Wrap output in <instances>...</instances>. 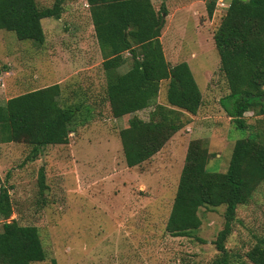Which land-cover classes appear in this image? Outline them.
<instances>
[{
    "label": "rangeland",
    "instance_id": "rangeland-1",
    "mask_svg": "<svg viewBox=\"0 0 264 264\" xmlns=\"http://www.w3.org/2000/svg\"><path fill=\"white\" fill-rule=\"evenodd\" d=\"M38 2L48 7L54 0ZM153 2L158 10L163 5L168 11L161 36L167 61L189 64L204 102L197 119L177 133V141L167 144L143 168L127 166L120 139L127 122L111 116L102 79L94 81L86 75V68L98 60L80 56L83 50L90 56L96 46L85 0H66L69 12L62 21H42L46 33L42 46L0 30V62L6 67L0 78V104L66 79L62 86L68 85L69 94L65 96L76 94L73 98H85L82 102L93 106L90 114L83 108L69 144L48 146L35 160L29 145L0 144V175L9 189L11 219L37 227L46 253L44 261L34 264H210L216 257L214 241L224 227V206L202 208V226L192 237H173L166 225L189 142L204 140L214 155L208 170L226 172L235 141L252 133L249 125L237 129L221 104L229 90L220 72L214 30L224 11L217 6L209 18L205 0ZM81 33L88 48H82ZM13 84L21 91H12ZM162 87L159 103L164 101V82ZM152 111L139 116L147 120ZM246 115L251 125L257 124L259 118ZM237 217L227 247L243 253L264 232V183L248 206L238 208Z\"/></svg>",
    "mask_w": 264,
    "mask_h": 264
},
{
    "label": "trees",
    "instance_id": "trees-1",
    "mask_svg": "<svg viewBox=\"0 0 264 264\" xmlns=\"http://www.w3.org/2000/svg\"><path fill=\"white\" fill-rule=\"evenodd\" d=\"M85 1L104 59L103 91L109 112L115 119L134 114L120 131L125 162L129 168H143L198 115L203 94L187 62L173 65L166 59L161 36L168 11L163 5L158 10L152 0ZM205 1L212 18L218 0ZM65 2L54 0L43 7L38 0H0V30L42 46L46 42L42 21L61 19ZM223 11L214 30L220 72L229 90L221 104L236 128L246 130L247 113L264 120V0H231ZM126 53L131 68L120 73ZM5 70L0 62V78ZM163 82L164 101L159 103ZM61 88L54 84L23 92L0 104V144L29 145L34 160L48 146L69 144L83 108L90 114L93 106L73 98L76 94L64 96ZM152 107L147 120L137 115ZM259 119L254 134L235 141L226 172L208 170L214 155L204 140L188 144L166 231L173 237H192L202 226V208L224 206L225 223L214 241L217 254L210 264H264V232L243 253L227 247L238 208L248 206L264 183V131L259 130ZM44 175L39 178L42 190ZM12 216L9 189L0 175V264L44 261L39 229L23 226Z\"/></svg>",
    "mask_w": 264,
    "mask_h": 264
},
{
    "label": "crops",
    "instance_id": "crops-1",
    "mask_svg": "<svg viewBox=\"0 0 264 264\" xmlns=\"http://www.w3.org/2000/svg\"><path fill=\"white\" fill-rule=\"evenodd\" d=\"M152 2H153V0H152ZM154 3V2H153ZM88 6V5H87ZM66 12H69V10H67V8H65V14H66ZM90 14V13H89ZM64 15V14H63ZM91 18V17H90ZM62 17H61V19H58L59 21H62ZM64 23V22H63ZM89 31L90 32H92L93 34H94V26H93V24L91 25V27H89ZM82 35H81V37H80V41H82V48H88V44H87V41L84 39V35H83V33H81ZM94 39H95V41H96V46L94 45V48H93V50H94V52L89 56V54L86 52V50H83L81 53H80V56H82V57H84L85 59H87V60H94V59H96V60H98V62H97V64H96V62L94 63V64H92V66H88L87 68H86V71L89 73V74H86L87 75V77L88 78H91V79H93L94 81H95V79H102V81L103 82H101V83H105L106 82V77H105V73H104V70H103V66H102V64H103V61H104V59H103V56H102V53H101V50H100V48H99V45H98V42H97V39L95 38V35H94ZM125 57H126V62L123 64V66H121V68L119 69V72L120 73H126V72H128L129 70H130V68H131V63H128V62H130L129 61V58H130V54L129 53H126L125 54ZM66 80V79H65ZM65 80H61L60 82H58L57 84H59V85H61L62 86V84H63V82H65ZM66 84V83H65ZM14 86H12L11 87V90L12 91H15V92H18V91H21L20 90V86H17V85H15V84H13ZM52 86V85H51ZM67 86L68 85H64V86H62V88H61V90H62V92H63V94H64V96H65V93L67 92L68 93V89H67ZM48 87V86H47ZM43 88H46V87H43ZM43 88H39V89H43ZM36 90H38V89H36ZM0 92H1V89H0ZM9 100V98H7L6 99V101H5V103L7 102ZM153 108V107H152ZM143 112V111H142ZM141 112H138L137 114L139 115ZM199 114V113H198ZM134 116V114H131V115H127V116H125V117H123V118H120V119H122V120H126V122L128 123V120L131 118V117H133ZM125 118H128V119H125ZM193 118H195V119H197V116H194ZM256 118V117H255ZM257 119V118H256ZM116 120H118V119H116ZM246 121H247V124L250 126V129H252V133L254 134V132H255V130L256 129H253V126L254 125H251V119H249L248 117H247V115H246ZM126 127H127V125H126ZM124 129V128H123ZM259 130H261V131H264V123H261L260 124V126H259ZM176 136V137H175ZM169 142H168V144L169 143H173V140L175 141H177V139L176 138H178L177 136H178V134H176ZM167 146V145H166ZM187 151V147H186V149H185V152ZM160 153V152H159ZM158 153V154H159ZM157 154V155H158ZM156 157V156H155ZM154 157V158H155ZM185 157V156H184ZM155 172V170L154 169H151L150 170V173H154Z\"/></svg>",
    "mask_w": 264,
    "mask_h": 264
},
{
    "label": "built area",
    "instance_id": "built-area-1",
    "mask_svg": "<svg viewBox=\"0 0 264 264\" xmlns=\"http://www.w3.org/2000/svg\"><path fill=\"white\" fill-rule=\"evenodd\" d=\"M231 0H218L217 6H220L222 10H226L230 6Z\"/></svg>",
    "mask_w": 264,
    "mask_h": 264
},
{
    "label": "water",
    "instance_id": "water-1",
    "mask_svg": "<svg viewBox=\"0 0 264 264\" xmlns=\"http://www.w3.org/2000/svg\"><path fill=\"white\" fill-rule=\"evenodd\" d=\"M245 1V0H244Z\"/></svg>",
    "mask_w": 264,
    "mask_h": 264
}]
</instances>
